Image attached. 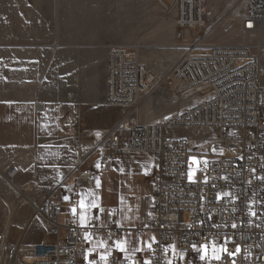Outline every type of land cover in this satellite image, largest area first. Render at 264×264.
Segmentation results:
<instances>
[{"label":"built area","instance_id":"2783aa9c","mask_svg":"<svg viewBox=\"0 0 264 264\" xmlns=\"http://www.w3.org/2000/svg\"><path fill=\"white\" fill-rule=\"evenodd\" d=\"M155 1L162 16L173 17L176 40L187 46L164 81L177 97L201 92L203 98L164 124H143L131 114L107 133L104 146L92 145L103 165L124 150L149 151L159 158L160 168L149 180L148 218L154 241L140 257L125 256L117 248L124 229L116 219L105 226L94 220L78 222L79 184L92 175L86 171L64 186L74 209L65 224L58 220V202L45 198L34 207L51 224L53 242L26 248L21 243L24 229L14 236V210L3 200L7 213L0 220V264H264V86L259 85L264 74L260 43L264 0H231L229 5L241 30L258 36L255 45L204 44L219 20L208 18L207 0H173L170 5ZM196 49L207 53H196ZM152 80L137 52L110 46L106 104L133 110ZM165 126L217 128L215 141L221 150L208 157L194 180L189 179V136L165 138ZM85 145L82 139L75 142L76 149ZM17 172L12 167L9 180ZM146 230L137 229L136 237ZM92 242L102 243L107 256H98ZM200 245H216L222 251L216 259L181 262V253Z\"/></svg>","mask_w":264,"mask_h":264},{"label":"crops","instance_id":"0c3cea01","mask_svg":"<svg viewBox=\"0 0 264 264\" xmlns=\"http://www.w3.org/2000/svg\"><path fill=\"white\" fill-rule=\"evenodd\" d=\"M237 23L241 28L240 21ZM140 35L142 40L121 46L130 53L137 52L153 79L164 76L179 57L164 44L174 39L173 17L142 28ZM9 39L7 43L0 35V197L14 210L13 215L28 201L32 207L24 210L26 218L37 215L47 227L44 234L26 233L29 222L23 218L14 226V236L24 229L21 243L26 248L51 242L52 226L35 212V205L45 198L58 202V220L65 224L74 209L64 186L77 175L91 171L92 175L79 184L78 222L94 220L105 226L116 219L124 229L118 250L125 256L140 257L155 239L148 218L152 193L149 180L160 168L159 158L149 151L124 150L103 165L92 145L104 146L107 133L131 114L143 124L160 123L166 112L151 110L160 109L165 91L174 95L171 87L142 93L133 110L108 105L107 54L110 46L119 45L111 37L45 32L40 42L25 46L12 41L15 35ZM159 46L168 47L157 49ZM153 49L156 51L152 54ZM155 96L161 99L160 105L158 99H152ZM201 100L200 96L192 103L187 99L183 110L175 115ZM77 139L86 145L76 149ZM12 167L18 172L9 180L7 173ZM7 180L14 183L13 189L4 183ZM137 229L147 230L138 238ZM91 247L98 256L108 254L102 243L92 242Z\"/></svg>","mask_w":264,"mask_h":264},{"label":"rangeland","instance_id":"374dc122","mask_svg":"<svg viewBox=\"0 0 264 264\" xmlns=\"http://www.w3.org/2000/svg\"><path fill=\"white\" fill-rule=\"evenodd\" d=\"M163 2L170 5L173 0H163ZM230 3L231 0H207L208 18L210 21H215L219 17V20L211 28L203 43L209 45H255L258 36L255 33L241 30L237 23L238 20L232 17ZM167 18H171V16H162L161 7L155 0H0V35L3 38L5 36L7 43L11 42L9 38L15 35V40L12 41L21 46L40 42V38L45 32L63 36L76 34L107 35L121 45L129 43L131 40L140 39L142 28L154 27ZM260 43L264 46V22ZM164 44L169 45L166 47L170 48L171 51L173 50L179 57L187 49L186 44L179 43L175 36L172 41ZM166 47L159 46L157 49ZM262 50L264 67V47ZM151 51L153 54L156 50ZM195 52L207 53L205 49H196ZM164 76L155 77L152 80L150 92L160 90L167 85ZM259 85L264 86V74ZM200 93L194 92L181 98L165 91L161 97V105V99L159 100L156 96L152 98L153 100L155 98L156 101L158 99L157 104L160 105V109H152L151 112H166V115L160 120V123L164 124L167 120L174 119L181 114L175 115L178 110H183L187 99L191 101L190 103L196 102ZM163 134L165 138L170 139L189 136V148L190 151H194L189 157L191 164L190 180L196 178L197 171L205 166L208 157L218 154L221 150V144L215 141L218 130L214 126L198 128L165 126ZM4 183L13 189L14 183L12 181L7 180ZM28 207H32V204L24 201V205L13 215L14 226L16 227L18 222H23L28 218L26 233L29 232L32 235L46 233L47 227L42 218L37 215L26 218L24 210ZM6 213V207L0 197V220ZM183 219L188 220L187 213L183 215ZM53 239L50 241L52 242ZM221 251L222 249L216 245L194 246L190 251L181 253L180 259L181 262L187 258L207 257L216 259Z\"/></svg>","mask_w":264,"mask_h":264}]
</instances>
